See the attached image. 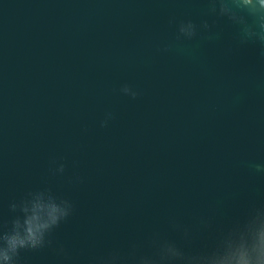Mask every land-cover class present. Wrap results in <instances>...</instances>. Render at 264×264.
<instances>
[{"label":"water","instance_id":"water-1","mask_svg":"<svg viewBox=\"0 0 264 264\" xmlns=\"http://www.w3.org/2000/svg\"><path fill=\"white\" fill-rule=\"evenodd\" d=\"M203 0H0V202L42 186L74 203L55 239L73 264L127 250L169 217L227 224L264 203V59L250 48L203 46L200 64L158 51L169 18H204ZM194 43V42H189ZM202 65V66H201ZM141 93L119 94L122 84ZM237 94L245 96L232 105ZM115 119L100 128L104 113ZM87 129V131H85ZM65 157L70 186L48 174ZM75 162V165L74 163ZM205 241L197 238L192 247ZM20 264H58L50 250Z\"/></svg>","mask_w":264,"mask_h":264},{"label":"clouds","instance_id":"clouds-1","mask_svg":"<svg viewBox=\"0 0 264 264\" xmlns=\"http://www.w3.org/2000/svg\"><path fill=\"white\" fill-rule=\"evenodd\" d=\"M203 3L204 18L198 23L193 19L169 18L175 36L158 51L176 53L200 64L199 50L222 41L221 26L227 25L232 30L228 54L234 49L250 48L264 59V0H203ZM118 92L133 100L141 94L127 83ZM244 99L243 94H237L232 105L238 106ZM114 119L111 111L105 112L99 127L107 128ZM245 167L253 174L264 175V162L245 161ZM67 168L65 157H53L48 174L64 179L70 186L85 182L78 173L66 175ZM74 207L71 199L58 194L47 181L8 201L6 212L0 202V264H20L22 253L44 250H50L58 264H73L75 258L54 234L72 216ZM167 225L178 240L154 230L143 241L130 242L126 251L113 248L88 256L86 264H264V203H253L242 217L227 224L218 223L215 214H209L194 216L192 223L172 216ZM197 238L205 242L192 247Z\"/></svg>","mask_w":264,"mask_h":264}]
</instances>
